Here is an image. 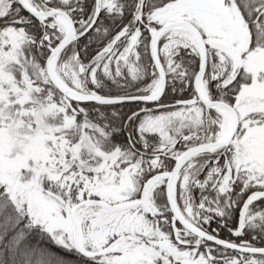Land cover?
Returning a JSON list of instances; mask_svg holds the SVG:
<instances>
[{"label": "snow or ice", "instance_id": "1", "mask_svg": "<svg viewBox=\"0 0 264 264\" xmlns=\"http://www.w3.org/2000/svg\"><path fill=\"white\" fill-rule=\"evenodd\" d=\"M0 264H264V0H0Z\"/></svg>", "mask_w": 264, "mask_h": 264}]
</instances>
